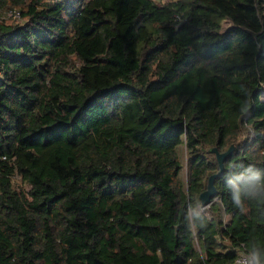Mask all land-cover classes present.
<instances>
[{"label":"trees","instance_id":"1","mask_svg":"<svg viewBox=\"0 0 264 264\" xmlns=\"http://www.w3.org/2000/svg\"><path fill=\"white\" fill-rule=\"evenodd\" d=\"M242 251L264 259V0H0V264Z\"/></svg>","mask_w":264,"mask_h":264},{"label":"rangeland","instance_id":"2","mask_svg":"<svg viewBox=\"0 0 264 264\" xmlns=\"http://www.w3.org/2000/svg\"><path fill=\"white\" fill-rule=\"evenodd\" d=\"M161 1L163 3H165V2L170 1V0H161ZM1 14L3 15L2 19H5L7 21H12V22H17L18 21V22L23 23V19L22 18H20V19L16 18V17L12 16V13H9L8 11L1 12ZM231 146H233L234 149H235V145L234 144L231 145ZM180 152H181V156H182L181 158H182V161H183L182 179L184 180V182H187L188 175H189L188 172L189 171H188V161H187L186 151L183 150V148H181ZM214 157H215L214 154L210 155V158H214ZM12 181H13V184L15 186V189H17V190H28L29 189V186L26 183L22 182L20 176H18V175L14 176ZM198 210L201 211V212H208V214H210V212H211L210 205H208L206 207H202L200 205L198 207ZM225 219H226V221H228L230 219V216L229 215H225Z\"/></svg>","mask_w":264,"mask_h":264},{"label":"water","instance_id":"3","mask_svg":"<svg viewBox=\"0 0 264 264\" xmlns=\"http://www.w3.org/2000/svg\"><path fill=\"white\" fill-rule=\"evenodd\" d=\"M234 147L231 146L225 152H219L217 148L212 149V153H215L217 161L220 165V171L210 176L207 189L203 191L200 195L201 206L206 207L212 203L213 198H215L218 194L217 188L214 184V179L222 174L224 170V161L228 158V156L232 153Z\"/></svg>","mask_w":264,"mask_h":264},{"label":"built area","instance_id":"4","mask_svg":"<svg viewBox=\"0 0 264 264\" xmlns=\"http://www.w3.org/2000/svg\"><path fill=\"white\" fill-rule=\"evenodd\" d=\"M12 16L16 18H20V14L15 11V13H12ZM235 264H254L252 260V254L246 253V252H240L238 259Z\"/></svg>","mask_w":264,"mask_h":264},{"label":"clouds","instance_id":"5","mask_svg":"<svg viewBox=\"0 0 264 264\" xmlns=\"http://www.w3.org/2000/svg\"><path fill=\"white\" fill-rule=\"evenodd\" d=\"M252 260L254 264H264V259H261L258 252L252 254Z\"/></svg>","mask_w":264,"mask_h":264}]
</instances>
